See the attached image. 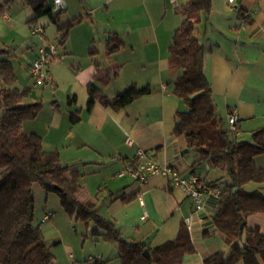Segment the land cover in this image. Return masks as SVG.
I'll use <instances>...</instances> for the list:
<instances>
[{
    "label": "crops",
    "instance_id": "1",
    "mask_svg": "<svg viewBox=\"0 0 264 264\" xmlns=\"http://www.w3.org/2000/svg\"><path fill=\"white\" fill-rule=\"evenodd\" d=\"M7 1L9 5L0 20V49L3 48L2 53L14 50L28 56L25 73L31 79L29 66L38 47L34 48L26 31L32 33L28 21L33 12L23 0H18L20 4L14 9L11 0ZM187 1L65 0L60 20H82L69 29L64 44L58 45L56 57L48 66L54 83L50 86L54 101L48 109V119L41 121L38 113L22 124V131L37 134L44 149L58 156L62 165L76 168L80 178L86 175L81 172V165L93 168L87 176L98 177V192L91 196L87 192V200L114 224L124 240L155 248L174 241L184 224L195 252L185 255L181 264H205L213 253L230 251L225 235L213 220L217 209L214 193L230 181L222 176L225 185L219 187L217 181L209 179V170L200 173L199 167L206 160L198 162L199 156L187 147L184 137L174 134L177 113L186 108L183 110L185 105L173 95L179 71L171 65L168 47ZM41 18L36 25L42 26L45 35V27L52 24L47 17ZM54 29L58 44L61 34L55 26ZM195 34L204 46L203 71L217 111L218 103L226 119L233 109L237 111L238 138L240 132L248 130L252 134L263 128L264 0H243L236 6L229 5L228 0H212L209 14L201 15ZM112 36L122 41V47L108 59L105 44ZM45 39L48 41V37ZM130 85L147 87L150 92L123 108L103 106L89 96V90L96 87L112 99ZM24 88L33 89L28 85L19 89ZM36 102L34 98L26 104ZM127 138L130 144L126 143ZM137 150L149 153L159 165H170L182 177L197 176L200 187L206 190L202 208L195 210L191 198L167 177L156 175L147 183L138 184L128 175L118 176L128 165H136ZM254 161L264 169V154ZM138 196L144 203L145 219H141L143 209ZM246 225L264 235V213L249 215ZM95 229L96 226L87 233L93 254L101 256L102 264L104 259L117 260V244L103 241ZM65 245L66 249L73 246L70 241ZM48 246L55 264H71L58 259L60 249ZM73 258L77 262L78 257Z\"/></svg>",
    "mask_w": 264,
    "mask_h": 264
},
{
    "label": "trees",
    "instance_id": "2",
    "mask_svg": "<svg viewBox=\"0 0 264 264\" xmlns=\"http://www.w3.org/2000/svg\"><path fill=\"white\" fill-rule=\"evenodd\" d=\"M211 1H187L181 9L182 21L168 47L171 65L179 71L173 95L186 108L177 113L174 134L184 137L187 147L199 156L198 162L210 159L213 167L225 173L230 181L218 190L213 219L217 229L225 235L230 251L228 254L213 253L205 264H264V235L257 228L248 229L246 225L249 215L264 213V193L245 190L248 183L260 184L264 180V169L258 168L254 161L256 156L264 154V127L252 133L250 142L241 141L236 134L221 128L211 85L203 71L204 46L195 34L201 15L210 12ZM23 2L33 12L28 21L31 28L41 17H47L56 27L61 34L57 46L64 44L69 29L82 20L77 17L61 21L63 11L54 13L48 0ZM8 5L9 1L0 0V20ZM239 17L245 20L243 15ZM121 47L122 41L117 36L108 38L106 57L109 59ZM15 80L12 63L0 60V264H55L40 227L33 225V184L46 192H56L65 213L76 220L92 222L97 227L94 232L103 241L115 242L119 264H181L185 255L195 252L184 224L174 241L148 248L142 242L124 240L114 224L98 213L92 201L80 199L79 171L62 165L58 156L48 153L37 134L22 131V124L38 115L41 103L23 104L31 88L13 87ZM149 92L147 87L130 85L108 99L93 87L89 96L103 106L123 108Z\"/></svg>",
    "mask_w": 264,
    "mask_h": 264
},
{
    "label": "rangeland",
    "instance_id": "3",
    "mask_svg": "<svg viewBox=\"0 0 264 264\" xmlns=\"http://www.w3.org/2000/svg\"><path fill=\"white\" fill-rule=\"evenodd\" d=\"M18 0H11L12 9L17 6ZM20 4V3H18ZM19 6V5H18ZM43 19V18H40ZM47 33L44 35H33L31 32L26 31V35L29 36V40L34 45V48L40 47L41 43L48 42L52 43L57 46L55 37V29L53 25H49L45 27ZM51 31L53 33H51ZM48 37V41L45 39ZM36 46V47H35ZM58 47V46H57ZM2 49H0V60H10L14 66L15 75L17 79L13 83V87L23 88L27 85L32 87L33 89L30 91L28 96L24 99V103H29L36 98V103H41V109L39 111V118L41 121L46 118L48 119V109L52 107L54 96L53 92L50 89V86H36L34 84V79L31 77L29 79L25 73V66L28 56L20 55V53L16 54V51L10 50L8 53H2ZM15 55V56H14ZM29 55V54H28ZM29 61V60H28ZM216 101V99H215ZM218 114L219 118L221 119V128L229 130V126L227 123L226 115L224 110L221 108V105L218 103ZM182 109L185 110V106H182ZM239 132V130H238ZM243 141H251L252 134L248 130L246 132H240V138ZM93 168L87 166H80V170L82 173L86 174L84 177L79 179V184L83 187L85 193H80V199H87V192L91 196L93 193L98 192L97 188V178L93 175L87 176V173L92 171ZM209 170V179L211 181H217L219 187H223L225 184V173L218 169H214L213 164L210 160H206L202 163L199 167L200 173H206ZM123 171V170H122ZM121 171V172H122ZM261 190L264 192V180L260 184H256L253 182L248 183L245 186L246 191H253V190ZM31 191L34 197V215H33V225L39 226L42 234L44 236L45 243L47 245H54L53 249H60L58 259H62L66 262L70 263L69 255L71 254L72 257H78L77 262L80 264H85V261L89 257H100V255L93 254V244L89 245L87 243V233L88 231L94 228V224L92 222H84L82 220H76L74 216H69L67 213L63 211V208L60 204V197L56 192H46L37 184H33L31 186ZM45 214L50 215V219L48 221H43V217ZM91 240V239H90ZM70 241L72 243L71 249H66L67 247L65 244ZM89 241V240H88ZM85 242V244H84ZM108 244H114V242H106ZM115 245V244H114ZM102 246V245H98ZM75 255V256H74ZM74 260V258H73ZM57 261V260H56ZM104 264H119V262L115 259L109 260L106 262L104 259Z\"/></svg>",
    "mask_w": 264,
    "mask_h": 264
},
{
    "label": "built area",
    "instance_id": "4",
    "mask_svg": "<svg viewBox=\"0 0 264 264\" xmlns=\"http://www.w3.org/2000/svg\"><path fill=\"white\" fill-rule=\"evenodd\" d=\"M52 1V11L54 13H58L61 11H64L66 8V2L65 0H51ZM172 3L175 2V0H170ZM243 0H228V4L231 6H236L237 3L242 2ZM250 2H254L256 0H247ZM32 34L34 35H42L43 34V28L40 25H34L31 28ZM57 54V46L48 43V42H42L40 47L37 50V54L35 59L32 61V63L29 66V74L34 79V83L36 86H54L53 80L51 75L48 71V66L51 63V61L56 57ZM227 123L229 126V132L231 134H237L238 133V123H239V116L235 109H233L227 118ZM126 143L130 144L131 140L129 138L126 139ZM136 165H128L122 172L118 173V176L128 175L132 180L137 182L138 184H145L147 183L148 179L152 176H164L170 179L172 184L176 187L184 191L189 198L193 201V204L195 206V210H200L203 206V200L202 195L203 192L206 190H203L200 187V180L197 176L191 175L189 177H182L181 174L175 170L170 165H159L155 163L153 160V157L143 151V150H137L136 151ZM219 194V191L217 190L214 193V196L216 197ZM139 205L143 209V215L141 219H145L146 217V211L144 209V203L140 196L137 197ZM50 218L49 214H45L43 217V221H48ZM188 222V221H187ZM69 260L71 264H80L73 260V257L69 255ZM85 264H102L101 258L98 257H89Z\"/></svg>",
    "mask_w": 264,
    "mask_h": 264
},
{
    "label": "water",
    "instance_id": "5",
    "mask_svg": "<svg viewBox=\"0 0 264 264\" xmlns=\"http://www.w3.org/2000/svg\"><path fill=\"white\" fill-rule=\"evenodd\" d=\"M48 4L50 5V7H52V1L51 0H48ZM187 151L188 150H186V152ZM55 189L58 190V187L55 186ZM242 229H243V226H240V230H242ZM144 255H145L146 258H148V251L147 250L144 251Z\"/></svg>",
    "mask_w": 264,
    "mask_h": 264
}]
</instances>
